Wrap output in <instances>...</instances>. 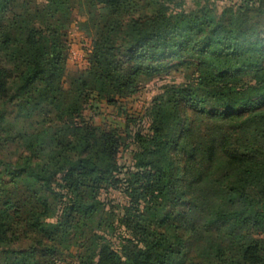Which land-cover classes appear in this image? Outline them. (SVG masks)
<instances>
[{
  "label": "trees",
  "instance_id": "1",
  "mask_svg": "<svg viewBox=\"0 0 264 264\" xmlns=\"http://www.w3.org/2000/svg\"><path fill=\"white\" fill-rule=\"evenodd\" d=\"M215 1L27 0L12 38L0 0V125L14 114L23 126L15 159L0 135V264L61 261L88 219L96 229L76 243L75 264H264V0L230 1L188 37L203 34L201 8ZM74 8L89 50L67 74ZM245 44L253 63L211 62ZM176 72L181 83L127 117L125 143L85 119L92 101L115 106ZM199 232L213 234L204 253L188 246Z\"/></svg>",
  "mask_w": 264,
  "mask_h": 264
},
{
  "label": "rangeland",
  "instance_id": "2",
  "mask_svg": "<svg viewBox=\"0 0 264 264\" xmlns=\"http://www.w3.org/2000/svg\"><path fill=\"white\" fill-rule=\"evenodd\" d=\"M211 1V0H210ZM215 1V0H213ZM239 3L240 0H225L224 2H214L216 7H205L202 11L200 17L202 22H204V26L202 28L203 34H198L197 36L194 34H187L188 37L199 39L205 35L206 30L212 27L218 20V16L222 12V7L229 3ZM27 0H7L6 10L3 13L4 25H9L11 22V26L14 28L12 30V38H18L20 33H22V29H24L23 21H28L29 19L23 18L20 19L19 22L13 23L14 15H21L23 12L24 5ZM194 6L191 7V9ZM198 12V16L200 13V9L193 8ZM67 15V23L64 28L65 37L61 39L64 42L65 47L67 48V55L64 64V69L66 73H76L79 70H82L86 67V57L89 50V38L87 37V33L81 29L80 24L85 21V16L81 14L77 8L72 9L71 11L65 13ZM2 18V17H1ZM11 31V30H10ZM226 52H222L219 55L218 61L211 62L215 64L216 68L219 70H237L245 67L246 65L253 63L256 58V55L253 54L252 50L248 44H245L242 49V54L237 59H231L226 56ZM0 56L1 53H0ZM215 57V56H214ZM218 57V56H217ZM215 57V58H217ZM210 58H208L209 60ZM210 62H207L209 64ZM65 75V74H64ZM61 82L66 83V78L63 76L61 78ZM182 77L179 73H171L170 75H161L160 77L155 78L153 81L144 84L138 92L135 94L125 97L123 99H119L115 106H109L104 101L96 102L92 101L90 103L89 108L84 112V117L86 120L90 121L92 124L98 127H106L115 129L118 131L119 135L122 138V143H125V136L123 133V129L125 126V121L128 117L136 118L144 115L145 111L152 106V101L159 95H162L164 89L169 87L170 85L181 83ZM165 99V98H164ZM14 114L11 116L9 120L0 125V135L1 137L7 139V143L4 147V157L7 159H15L22 150V143L17 141L15 138L18 132L22 130L21 121L14 120ZM126 153L121 154L122 157H126ZM120 156V157H121ZM125 160L122 159L121 162ZM101 199L104 198V193L101 194ZM92 196L89 197V199ZM110 198V197H109ZM108 198V199H109ZM115 200H118V196L115 194L112 196ZM120 200V199H119ZM80 230L70 235L69 240L62 246L61 254L62 260L55 264H75V256L78 254V243L81 239H84L90 235L92 230L96 229V223L94 221H85V224L79 226ZM212 235L211 233H203L199 232L196 234V239L189 243L188 246L191 251L194 248L198 247L200 252L204 253L208 251L210 248V244L212 243ZM260 237H264V233L259 232Z\"/></svg>",
  "mask_w": 264,
  "mask_h": 264
}]
</instances>
